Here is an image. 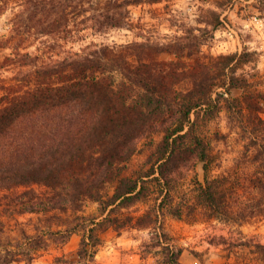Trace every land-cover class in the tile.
Wrapping results in <instances>:
<instances>
[{
	"label": "trees",
	"instance_id": "16d2710c",
	"mask_svg": "<svg viewBox=\"0 0 264 264\" xmlns=\"http://www.w3.org/2000/svg\"><path fill=\"white\" fill-rule=\"evenodd\" d=\"M31 1L48 18L56 17L42 27V34L67 36L86 27L64 22L84 0ZM118 5L92 17L90 27L122 26V16L113 9ZM133 45L137 44L128 47ZM136 48L127 53L108 45L88 47L54 59L14 43L12 55L5 56L21 72L27 69L17 81L0 78V264H31L39 250L51 241L66 242L75 228L82 230L78 261L95 264L100 231L150 222L149 212L123 219L114 211L145 197L150 181L160 186L159 206L168 204L175 174L196 160L209 159L206 143L195 129L201 112L212 113L222 99L229 110L236 101L240 112L244 106L258 111L264 100V92L250 89L247 79L236 75L251 60L247 50L207 62L192 53L189 61L158 60ZM234 88L243 90L240 97L232 95ZM155 132L163 137L153 165L136 177L125 175L137 140ZM204 180H197L198 196L219 214L223 209L217 189L206 176ZM86 200L99 204L100 218H85L75 225L62 221L58 224L65 226L55 229L51 222L55 214L47 216L44 227L38 216V221H28L35 232L20 227L14 241L3 235L4 216L76 213ZM257 246L264 248L262 243ZM167 248L166 264H183L181 248Z\"/></svg>",
	"mask_w": 264,
	"mask_h": 264
},
{
	"label": "rangeland",
	"instance_id": "374dc122",
	"mask_svg": "<svg viewBox=\"0 0 264 264\" xmlns=\"http://www.w3.org/2000/svg\"><path fill=\"white\" fill-rule=\"evenodd\" d=\"M115 4H119L113 9L122 16V26L103 30L90 27L92 17ZM0 5L2 81H17L27 69L23 67L21 72L22 68L5 61V56L12 55L14 43L22 50L54 59L103 45L127 49V53L137 47L158 60L189 61L188 53H192L207 62L220 54L247 50L251 60L243 63L236 75L247 79L250 89L264 92V0H84L64 22L86 27L67 36L41 33L42 27L56 17L48 18L34 1L0 0ZM132 44L137 45L128 47ZM117 75L121 78L120 73ZM242 93L240 88L232 89L233 96ZM259 102L258 111L244 106L240 112L236 101H231L229 110L222 99L212 113L201 112L195 129L206 143L209 159L196 160L191 168L175 174L168 204L159 206L160 186L150 181L145 197L114 211L113 215L123 219L149 212L150 222L100 231L95 264H166L167 245L181 248L179 260L183 264H264V248L257 246L264 244V100ZM191 118L195 120L196 114ZM249 119L255 123H248ZM162 137L155 132L137 140L125 175L136 177L153 165ZM205 176L213 181L222 201L219 214L198 196L197 180L205 182ZM107 190L111 193L113 186ZM54 214L51 222L57 229L65 226L58 224L62 221L75 225L98 217L100 210L96 201L86 200L76 213L4 216L3 235L14 241L20 227L35 232L29 219L36 222L41 216L39 224L44 227L47 216ZM81 238L82 230L75 228L66 242L51 241L46 249L39 250L31 264H82L77 255Z\"/></svg>",
	"mask_w": 264,
	"mask_h": 264
}]
</instances>
